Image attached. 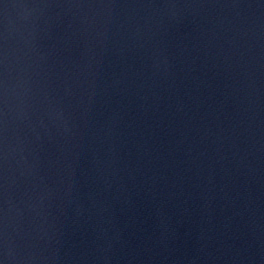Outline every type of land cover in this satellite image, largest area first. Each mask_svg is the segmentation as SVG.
<instances>
[{"label": "water", "instance_id": "obj_1", "mask_svg": "<svg viewBox=\"0 0 264 264\" xmlns=\"http://www.w3.org/2000/svg\"><path fill=\"white\" fill-rule=\"evenodd\" d=\"M0 264H264V0H0Z\"/></svg>", "mask_w": 264, "mask_h": 264}]
</instances>
